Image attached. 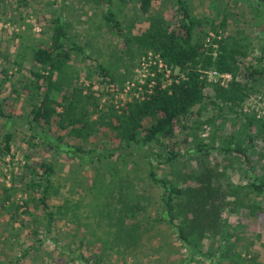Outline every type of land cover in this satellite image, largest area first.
I'll list each match as a JSON object with an SVG mask.
<instances>
[{
    "label": "rangeland",
    "instance_id": "374dc122",
    "mask_svg": "<svg viewBox=\"0 0 264 264\" xmlns=\"http://www.w3.org/2000/svg\"><path fill=\"white\" fill-rule=\"evenodd\" d=\"M109 1L0 0V149L7 133L14 136L10 155L0 153V264H94L97 259L99 264H264V194L252 188V183L264 180V128L260 123L264 121V76L252 79L250 75L261 58L264 69V23L260 19L264 1L185 0L190 14L210 33L206 42H212L216 32L226 42L239 41L236 81L249 88L243 101H218L214 85L228 87L234 76L215 78L210 74L216 70H202L205 92L218 104L208 105L201 116L181 118L171 139L151 145L157 154L153 165L158 178L189 190L199 203L213 205L211 212L216 216L212 220L213 214L193 220L197 229L191 236L194 249L180 239L178 229L163 221L162 190L147 179L149 159L141 154L129 156L126 162L117 155L102 157L119 145L115 132L101 125L113 110L142 98L147 83L151 82L150 88L157 81L166 86L185 76L152 53H126L123 43L124 36L136 37L154 21L178 31L182 20L178 0H148L147 7L145 0ZM109 8L123 36L108 29L105 16ZM223 18L225 30L211 28ZM57 19L65 24L71 43L82 49L73 53L63 70L66 85L57 98L82 95L81 108L93 120L101 118L87 139L72 134L71 127L61 129L59 118L51 125L31 124L34 106L44 92L35 89V73L43 71L34 55L50 45ZM214 48L217 53L218 46ZM99 65L110 78L101 75ZM153 123L145 120L144 129ZM238 143L248 147L250 161L233 150ZM172 153L176 157L167 161ZM43 162L55 165L52 181L58 193L51 196L49 205L58 207L68 200L71 209L66 217L59 213L49 231L42 209L35 205L40 193L29 187L31 168ZM122 179L126 193L133 191L129 185H135L149 196L143 201L149 204L146 212L126 221L139 222V237L130 246L112 250L109 220L97 224L100 217H93L90 203L96 188L113 182L119 190ZM120 198L116 192L107 200L99 196V201L116 207ZM185 205L192 218L198 215L199 204ZM110 223H115V217Z\"/></svg>",
    "mask_w": 264,
    "mask_h": 264
},
{
    "label": "trees",
    "instance_id": "16d2710c",
    "mask_svg": "<svg viewBox=\"0 0 264 264\" xmlns=\"http://www.w3.org/2000/svg\"><path fill=\"white\" fill-rule=\"evenodd\" d=\"M148 5L149 1L145 0L144 7ZM178 5L182 12V20L178 31L170 30L164 24L154 21L151 27L144 30L142 34L136 37L124 36L123 43L126 53L130 54L138 50L144 53V56L152 53L158 56L164 65L174 70L179 69L185 76L178 80H172L166 86L157 81L150 88L151 82L147 83L142 98H135L119 109L113 110L109 114L108 120L102 121L101 125L110 127L115 132L119 145L115 150L105 151L102 157L112 158L117 155L118 159L126 162L129 156L141 154L145 159H149L148 170H146L147 179L152 186H157L162 190L161 210L165 215L162 219L165 223L178 229L180 239L194 249L191 236L197 233V229L193 220L213 214L214 212H211V206L213 205L203 202V200L199 203L194 199L197 197L191 192L189 193V190L177 188L172 185L171 181L158 178L153 165L154 157H157V154H155L151 145L160 144L162 139H171L175 132V126L181 118L201 116L202 111L208 105L218 104L205 92L206 82L202 78V70L214 69L221 75L232 74L234 76L228 87L221 86L219 83L214 85L218 101H243L249 88L246 84L236 81V53L240 52L239 41L226 42L224 39H220V32H216L212 42H206L210 37V33L205 31L203 22L190 14L185 0H178ZM256 18H260L259 14ZM105 19L110 31L123 36L120 23L110 8L106 12ZM260 19L264 23V16ZM55 23L54 36L50 45L39 49L34 55L35 62L41 65L43 71L42 73H35V89L44 92L38 104L34 106L31 124L44 123L51 125L56 118H59L58 126L61 129L71 127L72 134L87 139L94 133L101 118L98 121L93 120L91 113L87 109L81 108V104L84 103L82 95L75 98L63 95L60 100L57 98L66 85L62 78L63 70L70 65L73 53L82 52V49L71 43L65 24L61 22V19H57ZM226 23V19L223 18L219 26L212 24L211 28L216 27L225 30ZM215 45L218 46L217 53L214 48ZM262 63L263 59L261 58L258 63L259 66L251 70L252 79L264 76ZM98 68L101 70L102 76L110 78L109 72L103 66L99 65ZM44 82L47 83L46 86H42ZM59 108L62 109L61 112ZM0 114L3 115L2 112ZM147 119L154 120V123L148 129H144L143 123ZM260 123L264 128V121ZM13 137L12 133H7L4 136V147L0 149L3 157L10 155ZM233 150L247 161H250L247 146L238 143ZM85 155L96 156L94 152H87ZM100 156L97 157L100 158ZM175 157V153H172L168 156L167 161H171ZM84 159H87L88 162L94 161V159L89 160L86 157ZM54 174L55 165L46 162L35 166L33 169L31 168L30 173L29 187L40 193V197L35 200V205L38 209H42L44 213L46 231H49L53 226L59 213L66 217L71 212L68 200L58 207L49 205L51 196L58 193V189H55L52 181ZM261 179L259 183H252V188L258 195L264 194V180ZM125 182L126 180L122 179L118 183L119 190L113 188V182L108 183L104 189L96 188L93 193V200L90 203L93 217H100L96 220L97 224L103 222L104 219L109 220L107 234L108 239H111L112 250L120 249L125 244L130 246L132 239L139 237V222L126 224V221L131 215H136L141 211L146 212V206L149 204L143 203V201L149 200V196L140 193L135 185H129L133 188V191L129 189L126 193V187L123 186ZM116 192L123 199L120 198L121 200L114 204L116 207L100 203L99 196H103L107 200ZM196 192L198 195L200 194L198 190ZM126 194L128 196H125ZM6 199H11V197L7 196ZM185 203L193 206L200 205L196 217H191ZM23 204L27 206L29 201H24ZM215 216L216 214H213L209 219L212 220ZM114 217L115 223L111 224L110 222L113 221ZM97 261L94 264H99Z\"/></svg>",
    "mask_w": 264,
    "mask_h": 264
},
{
    "label": "built area",
    "instance_id": "2783aa9c",
    "mask_svg": "<svg viewBox=\"0 0 264 264\" xmlns=\"http://www.w3.org/2000/svg\"><path fill=\"white\" fill-rule=\"evenodd\" d=\"M210 75H211V77H215V78H219V77H222V78L227 77L228 78L229 77V75H221L217 71L212 72Z\"/></svg>",
    "mask_w": 264,
    "mask_h": 264
}]
</instances>
